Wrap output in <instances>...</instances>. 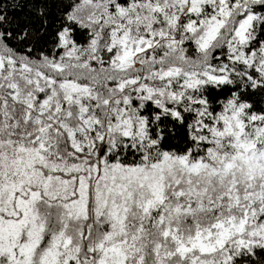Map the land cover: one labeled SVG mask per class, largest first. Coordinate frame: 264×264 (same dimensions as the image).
<instances>
[{"label": "snow or ice", "instance_id": "1", "mask_svg": "<svg viewBox=\"0 0 264 264\" xmlns=\"http://www.w3.org/2000/svg\"><path fill=\"white\" fill-rule=\"evenodd\" d=\"M0 264H264V0H0Z\"/></svg>", "mask_w": 264, "mask_h": 264}]
</instances>
